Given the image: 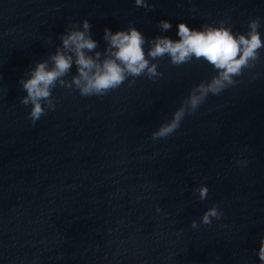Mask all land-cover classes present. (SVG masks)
Listing matches in <instances>:
<instances>
[{
    "label": "water",
    "instance_id": "water-1",
    "mask_svg": "<svg viewBox=\"0 0 264 264\" xmlns=\"http://www.w3.org/2000/svg\"><path fill=\"white\" fill-rule=\"evenodd\" d=\"M146 3L0 0V264H264V48L195 109L191 96L219 70L168 55L148 57L158 75H129L103 96L80 94L73 62L35 124L21 102V79L85 19L101 60L106 27L139 29L146 54L157 36L178 40L180 22L247 34L257 20L264 39V0ZM181 109L180 126L159 135Z\"/></svg>",
    "mask_w": 264,
    "mask_h": 264
},
{
    "label": "clouds",
    "instance_id": "clouds-1",
    "mask_svg": "<svg viewBox=\"0 0 264 264\" xmlns=\"http://www.w3.org/2000/svg\"><path fill=\"white\" fill-rule=\"evenodd\" d=\"M137 6L147 7L146 0H136ZM164 30L172 27L169 20H161ZM91 22L83 21L82 29H72L61 35L62 46L48 60L39 62L27 79H21L23 89L27 95L22 98L24 105H31L29 119L35 124L47 109L55 110L51 101L52 89L60 78L68 73L73 62L77 65L79 75L73 82L82 96H103L110 90L120 87L131 76H140L145 72L148 76L158 75L157 65L150 62L148 57L156 58L168 55L173 64H183L193 57L203 58L219 70L218 77L209 84L199 86V94H193L190 103L193 109L204 99L208 92L219 93L228 84L233 83V76L242 72L250 60L255 59L259 49L264 48V39L258 31L259 22L254 20L250 24L247 34H237L229 27L204 25L193 28L187 22L177 25L178 40L167 36H157L152 41V47L145 53V36L136 27L113 31L106 27L104 38L108 41L107 55L100 59L101 53L95 56L89 53L97 48L98 42L92 38ZM184 115L181 109L175 116L174 122L165 126L158 133L166 135L176 130ZM246 167L248 161H237ZM209 189L202 186L201 199L207 198ZM219 215L216 207L208 209L202 222L210 224L213 217ZM196 222L193 221V227ZM258 256L264 262V240L261 241Z\"/></svg>",
    "mask_w": 264,
    "mask_h": 264
}]
</instances>
